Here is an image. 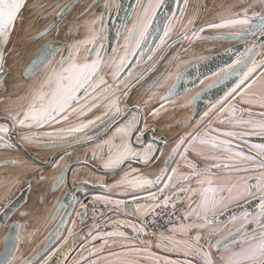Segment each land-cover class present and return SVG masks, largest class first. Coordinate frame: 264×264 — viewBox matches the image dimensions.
Masks as SVG:
<instances>
[{"label":"snow or ice","instance_id":"snow-or-ice-1","mask_svg":"<svg viewBox=\"0 0 264 264\" xmlns=\"http://www.w3.org/2000/svg\"><path fill=\"white\" fill-rule=\"evenodd\" d=\"M181 2L186 5L187 0ZM257 3L260 10L250 11ZM26 5L27 0H0V45L5 49ZM164 5L165 0H137L133 13L114 26L116 43L111 44L104 19L109 9L106 2L99 16L81 26L83 37L63 47L45 41L25 67L26 79L44 71L25 96L17 98L22 102L19 107L6 109L0 122V149L9 152L41 144L63 149L51 164L53 189L66 183L70 170L64 159L66 146L83 143L90 149L86 159L90 156L93 164L99 160V167L107 173L123 174L111 184H99L104 194L93 195L87 203L76 192L71 203L58 201L52 213L56 222L52 235L30 254L21 249L32 242L34 234L25 235V225L15 220L7 223L0 264H264V0L206 25L229 29L215 38L232 39L239 46L228 50L229 59L212 73L211 82L181 107H193L204 93L218 85L224 87L195 123L199 113L183 122L187 131L172 141L154 136L145 143L149 129L139 127L142 109L132 112L127 106L131 90L156 70L168 48L185 40L213 38L201 35L204 27H192L191 17L185 23L179 3L161 21ZM74 6L72 0L48 4L51 12L46 15L54 19L35 39L57 29ZM95 6L89 4L85 14ZM119 7L112 5L117 12ZM39 11H45V6H39ZM69 30L77 31L71 24ZM3 59L0 51V73ZM173 59L177 57L170 58L145 88L146 95L151 93L149 100L159 97L158 106L148 113L154 119L168 110L170 102L176 103L172 98L181 88L185 94L189 90L186 69L177 65L175 72L168 71ZM191 83L195 87L203 80ZM153 88L165 91L160 94L152 92ZM134 134L140 147L132 143ZM14 136L19 137V144ZM157 140L165 148H159ZM21 163L7 158L0 161V167ZM153 164L156 167L146 171ZM40 179H46L43 173ZM76 183L83 192L89 182ZM253 202L255 208L250 210ZM101 204L104 209L98 210ZM89 205L92 222L86 224Z\"/></svg>","mask_w":264,"mask_h":264},{"label":"flooded vegetation","instance_id":"flooded-vegetation-1","mask_svg":"<svg viewBox=\"0 0 264 264\" xmlns=\"http://www.w3.org/2000/svg\"><path fill=\"white\" fill-rule=\"evenodd\" d=\"M130 1H131L132 5L128 9L127 14L125 15V17L123 19H127L129 14L133 13V7L137 5V0H130ZM210 1H211V3H210ZM230 1L232 3L235 2L238 4L243 3V2H246V3L248 2V4H253L255 2V0H209V6H208L207 5L208 0H204V3L206 6L202 7V12L199 13L198 4L200 5L201 0H187L186 5H188V4H192L193 6L196 5V8L193 9L194 13L191 16H189L194 21V24L192 27L197 29L198 25L204 19V15H205L204 14V12H205L204 8L205 7L208 6L207 8H209L212 5H215V3H216V5L219 7L218 12H220V8L222 7V5L223 4L224 5L230 4ZM52 2H53V0L49 3L43 2V0H41L39 2H38V0H32L28 4V8H30V9L27 12L28 13L27 17L28 18L32 17V20L37 19L38 22L39 21H46L47 19H49L45 22V25L48 24L50 21H52L54 19V17L52 15H46V12L47 13L51 12V9H48L47 5L52 3ZM67 2H69V0H60L61 4L67 3ZM72 2L74 3L75 6L65 14L64 18L59 22L57 29H54L51 33L46 35L43 39H35V37L32 38L33 40L39 42V44L37 45L38 48L37 47H36L37 49L35 48L36 51L34 52V54L31 57H33L35 55V53L39 50L40 46L45 43V41L55 42V43L59 44L58 47H63V45L65 43L71 44L74 39L83 37L84 31H83V28L81 26L83 25V23L86 20H89L92 17L99 16L100 13L104 11V5L106 2L109 4V9L105 13L104 19L108 25V23L113 19V16L116 13V11L113 10L112 5L118 4V0H72ZM93 3H95L96 6L91 10V12H88L87 14H85V9L88 7L89 4H93ZM174 3L176 4V0L174 1ZM41 5L45 6V11H39L38 12V8ZM186 5L184 3H182L181 7L185 8ZM256 5H259V4L257 3ZM38 19H40V20H38ZM217 21H218V18H216L215 20H209V21H207V24L212 23V22H217ZM70 24L75 25L77 31L71 32L69 30ZM108 36H109V40H111V36H112L111 31L108 32ZM173 39H175V37H173ZM184 42L185 41H183L182 43H176L174 46L168 48L167 52L164 54L163 59H161V61L159 62L158 67L161 63H163V67H165V64L168 61V60H166V58L169 57L170 54L174 52L173 51V52L169 53V50L170 49H173V50L178 49V53H179L183 47ZM115 43H116V39H115L114 44ZM192 44H193V46H192ZM205 44H207V43H205ZM198 45L199 44H195V40H194L190 43L189 49L194 48V50H195V49H197ZM205 47H206V45H205ZM31 57H30V59H31ZM56 59H59L58 53L56 54ZM28 61H26L24 66L22 67V70H21V77L22 78L20 79L21 81H15V82H17L18 87H16L13 91L24 90L22 87V82L31 80L30 84H29V86H30V85L34 84L40 78V76L43 74L44 70L41 69V71L37 72L36 75H34L31 79L24 78L22 73H23V69L26 66ZM149 75L150 74H148V76ZM148 78L149 77H147L146 81H144L141 85H138L131 90L130 96H129L128 101H127V106L129 109L131 107H134L132 112H135L137 107L142 109L143 119L141 121L140 127L141 128L147 127L148 129L149 128L150 129L157 128L160 132L158 131L159 135L156 137H162L163 132H161V131H163L164 129H167V128L173 129V134L171 135L170 138L167 139V138H165V136H163V139L165 141H172L175 137H177L179 134H181L180 128L183 127V122L189 116H192V114H193V112L190 110V107H188V108H182L181 107V103L182 102L184 104L187 103V100L191 99L193 97V94L191 92H188L185 95H183L181 98V94L178 93L176 96H174L172 98V100L175 101L176 103L173 104L170 102L168 105H166L168 110L166 112H162L160 117L154 119L148 113H149V110L151 108L158 106L159 97L157 96L156 98L149 100V96L151 95V93H148L147 95L145 94V88H146L147 83H148ZM29 86H28V88H29ZM3 91H5V89ZM164 91H165V89H155V88L152 89V92H159L160 94H162ZM26 93L27 92L21 93L18 97L25 96ZM134 99H136L134 101V103H129L130 100H134ZM145 101H148V103H145ZM20 103H22V102L21 101L16 102L14 104V108L15 109L18 108ZM7 107H9V106H7ZM186 109L189 112L181 116V113H183V111L187 112ZM206 110H207V108L204 111H206ZM202 113L200 115H202ZM96 114L99 115L100 113H96ZM5 115H6V113L0 114V116H5ZM199 116L194 121H192V123H195V121L199 119ZM164 117H168V120L165 121ZM0 121L3 122V120H1V119H0ZM177 125H179V127H177ZM191 126L192 125L189 124L188 128H191ZM35 130L38 131L39 129H33V131H35ZM48 130H50V129H48ZM182 130L186 131L188 129L183 127ZM253 139L255 140V138H253ZM133 142L135 144H137L135 136L133 137ZM256 142H259V141L256 140ZM164 145L165 144L163 143L160 146V148H162ZM75 151H77L76 153L79 154V155H77V157H75L76 153L74 155H69V156L66 155L67 157L65 156L64 159H65V161H67V164H70V163H72V161H75V160H83V161L88 162L89 164H91L92 166L97 168L98 170H103L101 167H99V164H100L99 160H96L95 164H93V161L91 160L90 156L87 159L85 158L86 153H88L90 151V149L88 147L80 146L76 149H73L70 152H75ZM69 157H72V158L67 159ZM43 159H45V157ZM56 159H59V157ZM156 162H158L159 164L161 163L159 160ZM42 173L46 177L45 180L40 179V175ZM54 175H55V170H53L51 165H50L49 167H45V168L40 167L37 170V172L34 170H31L29 172H24V173H22L21 177H20V174H18L14 177V179H10L7 182H5V181L3 182L2 178H0V211L3 209L4 206L9 204L10 201L16 197L22 189H24L25 187H28L26 198L23 201V203L20 205V207L17 208L13 212V214H11L8 217L6 223H3V224L0 223V247H3L4 236L9 231V229L7 228V223H11L13 220H15L16 223L23 224V225L27 226L30 223L29 221H31L34 217L37 216L38 212H42L43 213L42 215L43 216L46 215L47 218H49V219L52 218V213L54 211V209L52 208V204L54 201H53V196L51 197V199H48V196H47L48 184L46 182L49 181ZM72 177L76 182L82 181V180H88L89 182H93L95 184L96 183H107L108 184L107 178L109 176L98 173V172L92 170L90 167H88L85 164H80L72 172ZM78 188H76V190ZM73 191H75V190H73ZM42 192L46 195L45 198H43ZM39 193H41V200H37V198L35 197L36 194H39ZM86 194H92V196H93L95 194L101 195L104 193L103 192L100 193L98 191H92V192L87 191V192L83 193L78 199H80L82 196H84ZM91 208H92V205H89V210H88L87 216L85 218L86 224H90L92 222ZM254 208H255V202H253L250 210H253ZM103 209H104V206L102 204L98 206V210H103ZM21 214H25V215H21ZM108 215H111V213H108ZM57 219H59V217H57ZM73 219H75V218H73ZM70 226H71V224H70ZM73 252L71 253V257H72ZM157 252L162 253L159 251H157ZM162 254H165V253H162Z\"/></svg>","mask_w":264,"mask_h":264},{"label":"water","instance_id":"water-1","mask_svg":"<svg viewBox=\"0 0 264 264\" xmlns=\"http://www.w3.org/2000/svg\"><path fill=\"white\" fill-rule=\"evenodd\" d=\"M28 1L29 0H27V2ZM174 1L175 0H165V5H164V7L162 8V10L160 12L161 21L163 20V17L165 15L170 16L171 12L177 8L178 3H179V6L181 7V5H182L181 0H176V4L174 3ZM118 4L120 6L119 7V11L118 12L116 11L115 15L113 16V19L108 23L109 31L112 32V36H111V40H110L111 44H114V42H115V27L114 26L118 25L121 22V19H123L125 17V15L127 14L128 9L132 5L130 0H118ZM236 4H238V3H236ZM204 6H205L204 0H201L200 5L198 4L199 13L202 12V7H204ZM23 12H24V10L22 11V13ZM16 25H17V23H16ZM161 27H162V24H161ZM15 28H16V26H15ZM13 32L11 33L10 38H11ZM226 33H228V32H226ZM220 34H225V33L223 32V33H218V34H215V35L214 34H210L208 37H213L210 40H213V41L216 42V41H219V40H223V39H216L215 38V37H217ZM154 37L155 36L151 37L150 39H154ZM248 39H251V37H249ZM225 40L230 41L231 44L224 46L223 48H221L220 50H218V51H216L214 53H211V54H209V55H207L205 57H202V58H207V59L199 58L200 60L198 59V61H197V59H196L195 60L196 62L193 61L192 63H188V65H186L182 69V71L185 70V69L187 70V77H188V80H189V84L187 85V87L189 89L188 92H191L193 94V96H195L197 92H200V90L207 84L206 80L209 77L212 76V73L217 71L219 69V67H222L224 65V62L229 59V56L231 55V53L228 50L229 49L234 50V48H233L234 45L237 46V47L239 46V42L238 41H235V40H232V39H225ZM201 44L203 45L204 43H201ZM56 46L58 47L59 44L56 43ZM198 47H200V46L198 45ZM6 48H7V46H6ZM5 50H6L5 47L3 45H0V51H3V54L5 53ZM36 55H38V51L27 62L26 66L30 63V61L33 60V58ZM2 63H3V61H2ZM25 67H24L23 73H22L24 78H25V74H24ZM0 74H2V73H0ZM205 77H207V79H205ZM197 78H199V80H203V83L202 84L201 83H197L196 86L193 87L191 81L196 80ZM16 87H18L17 82H15L14 88H12V90H10V91H13ZM223 87H224L223 85H218L216 88H212L208 92L204 93L201 96V98L196 101V104L193 107H190V110L193 112L192 116L194 114H196V113H199V114L195 115V118L193 119V121L206 109V105L208 104L209 101H214L216 99V96H217V94L219 92V89L223 88ZM1 90L3 91L4 89L2 88ZM5 91H7V89H5ZM179 93L181 94V97L183 95H185V92H184L183 88L180 89ZM191 99H189V100H191ZM189 100H187V101H189ZM133 109H134V107L130 108V110H133ZM187 112H189V111L187 110ZM183 113L185 114L186 112L183 111ZM3 118H4V116H0L1 120H3ZM140 126H141V123H140L139 127ZM181 129H183V127ZM158 131L159 130L157 128H154V129L153 128L152 129L149 128V130H147L145 132V135L143 137V140L145 141V143L152 142L153 141V137L154 136L156 137V136L159 135ZM171 132H173V129L171 130ZM134 136H135V134L133 135V137ZM133 137H132L133 145L135 147H140L139 144H135L133 142ZM13 138L16 140L17 144L20 143L19 138L17 136H14ZM156 144L160 148V146L163 143L160 142L159 140H157ZM40 146L44 147V145L41 144L38 147L37 146H31V147L24 146L22 149H17L21 153L22 157H24L30 163L29 165L31 166V168L28 169L29 171L34 170V171L37 172V170L40 167H44V168L45 167H49L54 162V160L59 157V156H56L55 154L56 153L63 154V151H64L63 149H60V148H45L44 147L45 149H43V150H45L47 152H46V154L42 153L40 155V153H38L36 151V150H40V148H42ZM80 146H84L83 143H81L79 145L66 146L68 148V154L71 153L70 151H72L73 149H76V148H78ZM77 155H79V154L76 153L75 157H77ZM44 157H45V159H43ZM80 164H85L88 167H90L92 170H94V171H96L98 173H101L103 175H107V176H111L112 175L111 173L105 172V170H98L97 168H95L94 166H92L91 164H89L86 161H83V160L72 161V163L68 164L70 166V170H68L66 172V183L62 184L59 188L53 189L52 188V178L53 177L49 181L46 182L48 184V188H49V189L47 188V192H48L47 195L52 194V196H54L55 194H57V197H56V199L54 200V202L52 204V208L53 209H54L55 204L58 201L67 200L69 203H71V195H72L73 192H76L77 198H79L83 193H85L87 191L88 192H92V191L103 192V190L98 186L101 183H96L95 184V183L89 182V181H88L89 183L87 185H83V188L85 189V191L81 192V191H78V189L76 190V188L81 187V185H79L78 183L74 184L75 180L72 177V172ZM132 166L133 167L143 168V165H139V164H135V163H133ZM125 169H127V168H125ZM27 190H28V187H25L24 189H22L20 191V193L14 199H12L10 201L9 204H7L6 206L3 207V209L0 211V223L1 224L6 223L8 217L11 214H13V212L17 208L20 207V205L23 203V201L26 198ZM73 190H75V191H73ZM68 211L72 212L71 207L68 208ZM65 219H67V217H65ZM55 223L56 222H55V220H53V218L49 219V218H47L46 215L45 216L42 215V220L40 222V229L41 230H47V232L45 234L44 241L50 235H52ZM61 227H64V226L62 225ZM44 241H43V243H42V245L40 247L44 246ZM157 251H159V250H157Z\"/></svg>","mask_w":264,"mask_h":264},{"label":"rangeland","instance_id":"rangeland-1","mask_svg":"<svg viewBox=\"0 0 264 264\" xmlns=\"http://www.w3.org/2000/svg\"><path fill=\"white\" fill-rule=\"evenodd\" d=\"M29 2H31V0H29L27 2V5L24 8V12L20 14V21L17 22V25H16L17 27L15 28V31L13 32V34L10 38V41L7 45V48L5 50V53H4V60H3V71H4V73L0 74V114H3L2 112L6 111V109L15 110L14 104L16 102H14V101L17 100V102H18V99H17L18 96L21 93L27 92L28 86H29L31 80L22 82V87L24 90H20V91H10V90H12V88H14L15 81H21L20 79L22 78L21 77L22 67L24 66L29 55L32 54V52L35 50V48L39 44V42L33 40L32 38L36 37L35 36L36 33L45 25V22L47 20H49V19H47L46 21H39L38 22L37 19L32 20V17L28 18L27 17V15H28L27 11H29V9H30V8H28ZM230 3H232V2L230 1ZM207 5H209V0L207 2ZM228 5H229V7L222 6L220 8V12L214 11L213 14L211 12L207 13V18H209V19H205L206 17H204L202 22L197 27V29H199V26L202 24L201 27L205 28V31L203 33H201L202 36L208 37L210 34L215 35V34L223 33V32L226 33L229 31V29H208L206 27L207 21H209L210 19L215 20L216 18H218L217 22H219V19L221 17H226V16H229L233 13L239 12L242 8L239 4H235V3L228 4ZM195 8H196V5L193 6V9H195ZM214 8H215V10L216 9L219 10V7L216 5V3L214 5ZM244 8H247V7H244ZM251 10L259 11L260 10L259 5H256L255 8L250 9V11ZM209 15H211V17H209ZM184 18H185V23H186L188 17L184 16ZM38 20H40V19H38ZM155 38L156 37H154V39ZM202 43H204V44L203 45L200 44V47H197V49L194 50V48L189 49L190 48L189 47L190 42L185 40L183 47L179 53H178V49H175V50L170 49L169 53H171L173 51H174V53H171L170 56L166 58V60H169L173 56L177 57V59L172 60V66L168 69V71L169 72H175L177 70V65H179L180 69L182 70L186 65H188V63H192L196 59L205 57L211 53H214V52L220 50L224 46L231 44L230 41H227L225 39L219 40L216 42L213 40H210V39H203ZM205 43H207V44H205ZM205 45H206V47H205ZM192 46H193V44H192ZM182 56H184L183 60L178 63L177 61H179V58ZM163 69H164L163 63H161L159 65V67L152 74H150L148 76L149 77L148 80H150L153 75H156L157 73L163 71ZM212 79H213L212 76L209 77L206 80V83L207 84L210 83ZM2 88L7 89V91H2L1 90ZM135 100L136 99L130 100L129 103H134ZM182 104H184V103L182 102L181 105ZM7 106H9V107H7ZM186 113H188V112H186ZM40 147H42V148H40V150H36V151L38 153H40V155L42 153L46 154L47 151L43 150L45 148L43 146H40ZM76 152L77 151L71 152L68 154V156L74 155ZM72 157H69L67 159H71ZM114 180H116V179L109 177L107 179V182H108V184H110ZM56 195L57 194H55L53 196V201L56 199ZM75 206H77V204ZM77 210H79V209H77ZM72 218H75V213H72ZM70 224H71V221L68 222L67 226L70 227ZM64 234L65 235L67 234L66 231ZM75 256H76V251H74L72 254V257H75Z\"/></svg>","mask_w":264,"mask_h":264},{"label":"crops","instance_id":"crops-1","mask_svg":"<svg viewBox=\"0 0 264 264\" xmlns=\"http://www.w3.org/2000/svg\"><path fill=\"white\" fill-rule=\"evenodd\" d=\"M210 3H211V1H210ZM233 3H235V2H233ZM230 4H232V3H230ZM239 5L242 8H244V7H247L248 8V6H249L248 2L247 3L246 2H243V3H240ZM222 6L229 7L228 4L227 5H224L223 4ZM207 7L204 8V11H205L204 12V14H205L204 17H206L205 19H209V18H207V13L208 12H211L213 14L214 11H218V9L215 10L214 5H212L209 9ZM172 12H171L170 16L172 15ZM193 13H194V11H193V5L192 4L186 5L185 8H184V16L189 17ZM211 15H209V17H211ZM210 20H212V19H210ZM14 102H17V100L14 101ZM2 113H6V111H3ZM182 115H184V113H181V116ZM164 120L167 121L168 120V117H164ZM171 130H172L171 128H169V129L167 128V129H164L161 132H163V135L165 136V138L168 139L173 134V132H171ZM24 131H28V130L25 129ZM38 131H41V130H38ZM184 131L185 130H182L180 128L181 134ZM163 148H165V145L161 149H163ZM7 158L17 159V160L21 161L22 163L19 164V165H11V166H8V167H0V178H2V181L3 182L4 181L7 182L10 179H14V177L16 175H18V174H20V177H21L22 176V173L29 172L28 169L31 168L30 165H29L30 163L24 157H22L21 153L18 150H13V151L5 152L2 149H0V161H3L4 159H7ZM156 164H159V163L156 162ZM156 164H153L152 167L149 168V169H146V171H151L153 168L156 167ZM125 170H127V169H125ZM122 174H123L122 172H118L116 175H111L109 177H112L113 179L114 178L115 179H118L119 176L122 175ZM47 196H48V199H51L52 194H49ZM35 197L37 198V200H41V193L36 194ZM45 197H46V195L43 193V198H45ZM56 197H57V195H56ZM42 214H43L42 212H38L37 216L34 217L31 221H29L30 222L29 225L25 226V228H26L25 235L27 233H29V232L34 234L32 236V242L30 244L29 243H25L23 245L22 249H21L25 254H30L33 250L38 249L42 245V243H43V241L45 239V234H46L47 230H41L40 229V222L42 220ZM158 254L159 255H165V254H162V253H158ZM171 258L175 259L177 257L172 256Z\"/></svg>","mask_w":264,"mask_h":264},{"label":"bare ground","instance_id":"bare-ground-1","mask_svg":"<svg viewBox=\"0 0 264 264\" xmlns=\"http://www.w3.org/2000/svg\"><path fill=\"white\" fill-rule=\"evenodd\" d=\"M32 1V0H31ZM39 1H41V0H38V2ZM52 0H43V2H46V3H49V2H51ZM28 12V11H27ZM202 26V24L199 26V28ZM17 27V26H16ZM203 42V40H195V44H199V46H200V44ZM38 48V47H37ZM36 48V49H37ZM36 49L33 51V53L27 58V60L26 61H28L29 59H30V57L34 54V52L36 51ZM174 53V52H173ZM183 58H184V56H182V57H180L179 58V61H177L178 63L180 62V61H182L183 60ZM200 60V59H199ZM197 61H198V59H197ZM196 62V61H195Z\"/></svg>","mask_w":264,"mask_h":264},{"label":"built area","instance_id":"built-area-1","mask_svg":"<svg viewBox=\"0 0 264 264\" xmlns=\"http://www.w3.org/2000/svg\"><path fill=\"white\" fill-rule=\"evenodd\" d=\"M85 196H87V199L86 200H85ZM79 200L87 203V202H89V201L92 200V194H86V195L82 196ZM76 209H79V204H77ZM160 224H163V221H160Z\"/></svg>","mask_w":264,"mask_h":264}]
</instances>
